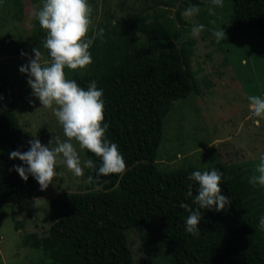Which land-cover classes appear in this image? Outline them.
<instances>
[{"label":"trees","instance_id":"trees-1","mask_svg":"<svg viewBox=\"0 0 264 264\" xmlns=\"http://www.w3.org/2000/svg\"><path fill=\"white\" fill-rule=\"evenodd\" d=\"M1 3L0 14L5 13L6 5ZM89 3L92 15L86 35L94 37L89 49L92 63L74 70L65 68V74L82 87L96 79L97 86L104 89V120L109 124L105 135L118 145L126 167L122 174H101L99 180L76 190L51 193L48 226L30 231L25 242L43 251L49 259L45 264H138L127 239L128 232L136 230L146 264H264V231L258 228V218L264 213V187L248 182L255 167L234 162L232 155L207 166L185 156L177 164L180 166L167 169L158 155L164 118L173 101L201 93L192 69V56L200 43L189 31L197 23L188 21L183 10L199 5L200 11L193 16L208 19L210 28L221 24L227 35L213 45L223 46L247 26L257 28L264 42V0H224V4L230 3L226 16L221 15L222 8L210 15V0ZM34 32L35 46L42 48L45 33L40 26ZM0 46V57L21 52L19 45L12 51L3 41ZM7 78L0 62V205L43 195L31 175L23 180L12 167L22 162L9 158L10 151L29 147L32 133L19 120L16 108L23 109L31 89L23 82L15 92ZM39 130L46 136L45 128ZM39 139L47 144L46 138ZM212 167L223 172L221 190L232 199L220 211L202 210L200 235L193 237L184 230L188 212L180 202L191 203L186 195L191 183L188 173ZM85 174L96 176L90 168ZM14 221L16 227L22 224ZM147 227L153 228L154 236L143 231Z\"/></svg>","mask_w":264,"mask_h":264},{"label":"rangeland","instance_id":"rangeland-1","mask_svg":"<svg viewBox=\"0 0 264 264\" xmlns=\"http://www.w3.org/2000/svg\"><path fill=\"white\" fill-rule=\"evenodd\" d=\"M4 1L5 13L2 11L4 15L0 14V41L8 45L7 50L12 51L19 45L21 50L32 55L31 50L37 43L34 31L39 24L31 12L40 0H11L12 3L0 0V10L1 2ZM102 6L100 1L99 11ZM229 6L230 3L224 4L221 15H227ZM185 18L208 25V19L203 21L204 18L195 16ZM209 29L211 28L206 27L199 37H194L200 45L198 49L195 46L197 50L192 56V69L201 93L188 96L187 100H174L172 109L164 118L158 155L167 169L180 166L177 164L185 156L199 166H207L221 156L232 155L230 158L234 162L248 163L255 167L258 153L264 151V119L259 124L253 122L255 118L251 116L247 101L250 94L264 96V42L257 28L247 26L239 29L233 36L234 39L227 40L223 46L213 45L217 42ZM202 37L206 39L202 40ZM41 50L44 51L43 48ZM20 53L0 57L2 69L8 77L7 83L13 86L15 92L22 87L23 82V86L30 88L27 74L19 71L28 57L21 56ZM27 93L30 94L29 89ZM28 97L29 100L24 103L21 111L16 108L18 118L21 122H26L32 135L46 138L48 144L52 136L62 135L61 126L51 108L41 106L39 100L31 94ZM30 100L34 103H29ZM40 128L47 130L46 136H43ZM58 170L60 175L53 178L54 182L46 189H41L42 196L0 205L3 210L0 216V264H45L49 260L38 247L25 242V234L30 231L39 232V229L43 231V227L48 226L51 218V193L76 190L89 185L86 168L80 177H74L63 165ZM14 220H20L22 224L16 227ZM143 231L154 236L153 228H143ZM127 239L136 262L146 264L147 258L138 232H128Z\"/></svg>","mask_w":264,"mask_h":264},{"label":"clouds","instance_id":"clouds-1","mask_svg":"<svg viewBox=\"0 0 264 264\" xmlns=\"http://www.w3.org/2000/svg\"><path fill=\"white\" fill-rule=\"evenodd\" d=\"M210 4L208 13L216 15L217 8H223L224 0H210ZM199 11V5L193 4L183 10V15L191 17ZM31 15L45 33L42 48L46 53L37 46L32 48V55L21 50V56L28 59L19 71L27 74L31 95L39 100L41 106L51 108L61 126L62 135L52 136L47 145L36 134L32 135L27 150L9 152L10 159L18 158L22 162L12 167L23 180L31 175L41 189H46L54 182L53 178L60 175V165L74 177L82 176L85 168L92 169L96 176L88 175L89 182L99 180L101 174H122L126 167L123 154L116 142L105 135L109 124L104 120V89L97 86L96 79L89 80L87 87H82L65 74V68L74 70L92 63L89 49L94 37L86 35L92 15L89 0H40L38 5L33 6ZM206 27L204 23L194 24L191 34L199 37ZM209 30L217 43L224 41L226 34L221 24ZM103 31V28L99 29V33ZM247 101L251 116L255 118L253 122L259 124L264 119V96L250 94ZM89 153L98 160H94ZM257 159L248 182L253 187H264V151L258 153ZM223 176V172L216 167L197 168L188 173L191 183L187 185L186 195L191 198V203L181 201L180 207L188 212L184 217V230L193 237L200 235L198 224L202 210L220 211L231 202L232 197L221 190ZM101 186L96 184L97 188ZM258 228L264 231V213L258 218Z\"/></svg>","mask_w":264,"mask_h":264},{"label":"crops","instance_id":"crops-1","mask_svg":"<svg viewBox=\"0 0 264 264\" xmlns=\"http://www.w3.org/2000/svg\"><path fill=\"white\" fill-rule=\"evenodd\" d=\"M26 234H28V233H26Z\"/></svg>","mask_w":264,"mask_h":264}]
</instances>
